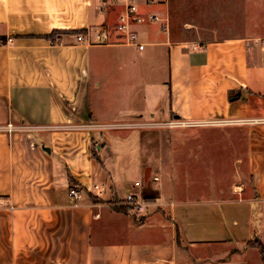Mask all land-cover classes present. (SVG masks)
<instances>
[{
    "label": "crops",
    "instance_id": "obj_1",
    "mask_svg": "<svg viewBox=\"0 0 264 264\" xmlns=\"http://www.w3.org/2000/svg\"><path fill=\"white\" fill-rule=\"evenodd\" d=\"M137 1L143 50L121 2L0 0V264H264V31L173 39L170 0ZM99 25L111 43L77 40Z\"/></svg>",
    "mask_w": 264,
    "mask_h": 264
},
{
    "label": "rangeland",
    "instance_id": "obj_2",
    "mask_svg": "<svg viewBox=\"0 0 264 264\" xmlns=\"http://www.w3.org/2000/svg\"><path fill=\"white\" fill-rule=\"evenodd\" d=\"M159 2V0H157ZM138 2V1H137ZM172 18H170V37L182 39L181 20L195 21L208 27H216L219 33L246 31H264V0H170ZM156 11V10H155ZM188 36H192L189 34ZM180 121L174 117L163 122ZM175 128L180 126L157 125V128ZM182 126V125H181ZM164 137V135H162ZM209 154L218 157L214 166L226 174L233 170L232 156L217 146L210 147ZM191 152V151H190ZM192 152L195 153V147ZM230 156V157H229ZM204 170L209 167L208 162H203ZM207 172V171H206ZM258 240L253 241L256 244ZM256 246H258L256 244Z\"/></svg>",
    "mask_w": 264,
    "mask_h": 264
},
{
    "label": "built area",
    "instance_id": "obj_3",
    "mask_svg": "<svg viewBox=\"0 0 264 264\" xmlns=\"http://www.w3.org/2000/svg\"><path fill=\"white\" fill-rule=\"evenodd\" d=\"M107 1V0H106ZM111 2L122 3L123 8L119 12L118 19L115 23V29L118 32L119 38L116 42L134 45L139 50L145 48L146 43L142 39L140 33L133 27V24L139 20L140 16L138 14V3L137 0H110ZM147 2H152L153 0H146ZM150 20L155 21L158 17L154 14L149 15ZM78 41H86L88 44H109L110 40V28L107 25H99L91 27L86 31H78L76 34ZM260 45L264 48V37L259 39ZM185 121H172V122H159L150 124L152 126L157 125H169V126H181L184 125ZM7 133H12L18 129H25V126L14 125L8 122L4 127H1ZM156 179V177H155ZM140 185L139 181L134 182V187ZM98 192L99 187L95 185ZM68 195L71 197H79L80 192L76 186H72L68 190ZM1 200V198H0ZM124 203L129 207V209L140 219L145 215L147 203L138 191L132 190L124 198Z\"/></svg>",
    "mask_w": 264,
    "mask_h": 264
},
{
    "label": "trees",
    "instance_id": "obj_4",
    "mask_svg": "<svg viewBox=\"0 0 264 264\" xmlns=\"http://www.w3.org/2000/svg\"><path fill=\"white\" fill-rule=\"evenodd\" d=\"M258 245V247L260 248V253H261V257L264 260V247L262 246L261 243H259V241L256 243Z\"/></svg>",
    "mask_w": 264,
    "mask_h": 264
}]
</instances>
